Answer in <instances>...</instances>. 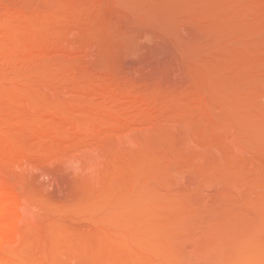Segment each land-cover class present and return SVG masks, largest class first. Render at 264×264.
I'll return each mask as SVG.
<instances>
[{"label":"rangeland","instance_id":"rangeland-1","mask_svg":"<svg viewBox=\"0 0 264 264\" xmlns=\"http://www.w3.org/2000/svg\"><path fill=\"white\" fill-rule=\"evenodd\" d=\"M0 4L8 7L0 12V173L37 185V193L45 186L42 199L58 209L91 193L116 201L120 192L139 193L140 201L112 208L109 199L107 211L68 220L54 235L41 230L47 246L64 250L54 264H131L121 237L101 224L137 216L140 231L178 228L193 218L208 223L192 233L184 229L188 238L182 230L169 231L163 238L177 241L181 251L141 249L149 259L226 264L254 250L264 258V0ZM39 12L43 19L35 20ZM146 30L163 31L167 41L162 35L158 42L159 32L156 45L145 41L148 49L140 45L144 50L133 57L139 46L134 33ZM29 117L44 122L33 123L34 129L19 122ZM29 212L35 232L54 222L49 211ZM72 233L77 240H69ZM33 239L23 243L21 260L50 264L31 257Z\"/></svg>","mask_w":264,"mask_h":264},{"label":"bare ground","instance_id":"bare-ground-1","mask_svg":"<svg viewBox=\"0 0 264 264\" xmlns=\"http://www.w3.org/2000/svg\"><path fill=\"white\" fill-rule=\"evenodd\" d=\"M107 2H109V1H107ZM115 4V3H114ZM3 5H1L0 4V12H2L3 10H1V9H5L6 11H7V8L8 7H2ZM55 7V6H54ZM54 9V8H53ZM4 10V11H5ZM3 11V12H4ZM2 12V13H3ZM37 13V12H36ZM35 13V14H36ZM1 14V13H0ZM42 14H44V13H41V15ZM47 14V13H46ZM133 14V13H132ZM139 14V13H138ZM45 15V14H44ZM144 15V14H143ZM136 16L138 17V15L136 14ZM40 17H42V19H43V16H40V12H39V15L38 16H36L35 15V20H37V19H39ZM135 17V16H134ZM148 17V16H147ZM34 17H33V15H32V19H33ZM47 18V17H46ZM145 18V17H144ZM149 18H152V17H149ZM148 18V19H149ZM31 19V20H32ZM140 19H142L141 21H143V20H145V23L144 24H147L148 23V21H150V19L148 20V19H143V18H140ZM139 19V20H140ZM40 20V19H39ZM133 20V19H132ZM33 21V20H32ZM140 21V22H141ZM34 22V21H33ZM144 22V21H143ZM147 22V23H146ZM151 22V21H150ZM150 25V24H149ZM132 26V25H131ZM136 26V25H135ZM134 26V27H135ZM155 26V25H154ZM149 27V26H148ZM158 27V26H157ZM161 27H159V29H160ZM165 28V27H164ZM164 28H161V29H163L164 30ZM155 29V28H154ZM157 29V28H156ZM151 30H149V32H150ZM132 32H135V30L134 31H132ZM152 33H149V34H147L148 32H147V30L144 32V34L142 35V31H141V36L139 35L140 33H134V35H136L135 37L136 38H139V39H136L135 38V40L136 41H138V42H135V43H139L138 45L139 46H137V44H135L134 43V45L132 46V51L130 52V55L132 54H134L133 55V57H136L137 58V53H136V51H138V52H140L141 53V51H143L144 49H143V47H141V46H144V45H146V42L145 41H147L148 42V44L150 43L151 44V42H153L152 43V45H150L149 44V47H152L153 46V44L154 45H156L157 44V40H159L160 39V37L163 35V31H161V30H159V32H163L162 34H159V35H157V37L159 38H157L156 37V34L157 33H159V32H156V31H154V32H156V33H154L153 31H151ZM167 33V32H166ZM165 33V34H166ZM173 32H171V34H172ZM126 34V33H125ZM130 34V33H129ZM151 34V35H150ZM155 36H153V35ZM160 36V37H159ZM167 36V35H166ZM172 36H173V34H172ZM134 37V36H133ZM152 37V38H151ZM153 37L154 38H156V39H154L153 40ZM163 38H165V35H163L162 36ZM161 37V38H162ZM24 38V37H23ZM168 38V37H167ZM176 38V37H175ZM174 38V39H175ZM152 39V40H151ZM166 39V38H165ZM165 39H160V41H158L159 43H161V41L162 40H165ZM21 40H22V38H21ZM30 40V39H29ZM27 38H26V41H29ZM156 40V41H155ZM23 41V40H22ZM21 41V42H22ZM33 41V40H32ZM32 41H30L31 43H32ZM150 41V42H149ZM165 41H167V39L165 40ZM164 41V42H165ZM172 41V40H171ZM25 42V41H24ZM145 42V43H144ZM155 42V43H154ZM30 43V44H31ZM34 43V42H33ZM36 43V45H37V43L38 42H35ZM142 43V44H141ZM158 43V44H159ZM163 43V42H162ZM141 45V46H140ZM173 45V44H172ZM39 46V45H38ZM38 46H34V47H38ZM137 46V47H136ZM148 45H146V47H145V50H146V48L148 49V47H147ZM33 47V46H32ZM133 47H136L137 49L136 50H134V48ZM140 47H141V49H140ZM172 47V46H171ZM139 48V49H138ZM173 48V47H172ZM143 49V50H142ZM135 52H134V51ZM140 50V51H139ZM134 52V53H133ZM132 55H131V58H132ZM138 57H139V55H138ZM132 59H134V58H132ZM135 60V59H134ZM54 78V77H53ZM53 78L51 77V79L53 80ZM58 78V77H57ZM56 78V79H57ZM52 80H49V81H52ZM58 80H61L60 78H58ZM57 80V81H58ZM56 82V81H55ZM49 83V82H48ZM51 83V82H50ZM59 83V82H58ZM54 84H56V83H53L52 85H54ZM48 85V84H47ZM51 85V86H52ZM126 89V88H125ZM102 90V89H101ZM104 90V89H103ZM90 91H92V90H90ZM100 91V90H99ZM106 91V90H105ZM1 92V91H0ZM98 92V91H97ZM16 93V92H15ZM14 93V94H15ZM94 93H96V92H94ZM100 93V92H99ZM109 93V92H108ZM1 94V93H0ZM18 94V93H17ZM20 94V93H19ZM22 94V93H21ZM102 94V93H101ZM107 95V94H106ZM208 103V102H207ZM16 110V109H15ZM13 111V110H12ZM14 112V111H13ZM17 113H18V111H16ZM15 112V113H16ZM38 113V112H37ZM39 113H40V111H39ZM43 113V112H42ZM21 114H23V113H21ZM34 114L37 116V114L35 113V111H34ZM30 115V114H29ZM18 116H19V114H18ZM23 115H21V117H22ZM28 115H27V113H26V116L25 117H27ZM40 116V115H39ZM39 116H37V117H39ZM20 117V116H19ZM41 118H43V115L41 116ZM1 119H3L4 120V117L3 118H1ZM19 119V118H18ZM28 119V118H27ZM27 119H25V118H21V120L19 121V122H22L23 123V125H24V123H26V124H28L29 126H30V128L32 127V129H34L36 126H35V124L38 122V124L40 123L39 121H41L40 120V118H35V117H33V119L31 120V118L29 117V119L30 120H27ZM43 120H45V115H44V119ZM42 122V121H41ZM44 122V121H43ZM42 122V123H43ZM21 123V124H22ZM29 123H31V124H29ZM33 123H35V124H33ZM38 124H36V125H38ZM28 125H26L27 127H28ZM35 126V127H34ZM34 127V128H33ZM31 129V130H32ZM29 130V129H28ZM30 134V133H29ZM29 134H27V135H29ZM26 135V136H27ZM29 137V136H28ZM26 138V137H25ZM22 140H23V138H22ZM26 140V139H25ZM19 141H21L20 139H19ZM24 141V140H23ZM22 141V142H23ZM12 143V142H11ZM20 143V142H19ZM16 145V144H15ZM20 145H22V144H20ZM12 146H13V144H12ZM17 146V145H16ZM9 147H10V145L8 146V149H9ZM18 147H20V146H18ZM11 148V147H10ZM14 149V148H13ZM94 155V154H93ZM86 157V159H89L87 156H85ZM93 157H95V155L93 156ZM85 159V158H84ZM93 159H95V158H93ZM90 160V159H89ZM4 169V168H3ZM7 170V169H6ZM9 171V170H8ZM7 171V172H8ZM11 175V174H10ZM8 173H5V172H1L0 173V264H24V262L21 260L22 259V256L26 253V250H23V248H25L26 246L24 245L23 246V243L28 239H30V240H35V239H33V237L34 238H36V243H37V246L36 247H34L32 250H31V257L32 258H35V259H40V260H43V261H47L48 263H50V264H54V263H56V261L59 259V258H61V257H63V255H64V250H62L61 248H59L58 246H47V244H45L44 243V240H45V237L46 236H48L47 234H49L50 232L52 233H59V232H61L62 230H64L65 229V227L67 226V225H69V224H67V225H65V223H67L66 221H68L69 220V222H70V220L72 221V219H73V221H72V223L76 220L75 218L77 217V218H79V220H81L82 218V216H80V215H88L89 213V215L91 216V214H93V213H97L98 211H99V214H100V212H102V211H104V210H106L107 209V206L110 204V202L113 200V204H112V206H110L111 208L112 207H115V205L117 206V205H119V202L121 201V204H124V203H128V202H132V201H140V199H137L136 200V198H137V195H139V193L137 192H135L136 193V195L132 192V190H124L125 192H123V194L120 192L119 194H121V196L118 198V200L116 201L115 200V198L114 199H112V198H107V197H105L106 199H108V200H105L104 199V197H101L100 195H99V193H98V195H99V197L98 196H93L94 195V193L92 194L91 193V196L90 197H88L89 195L87 194V193H85V194H87L88 196H86L85 195V197H83L82 199H78V200H74L72 203H70V201H69V204H68V206H67V208H62L61 207V209H63V210H61V209H58V207L56 206V205H54V202H52L51 200V204H50V201H48V199L47 200H45V199H42L43 197H44V195L45 194H43L44 193V187L42 188V190H39V189H41V187L39 188H37V190H39V193H41L40 195H39V193H37L36 192V186L37 185H27L26 184V182H25V184L24 183H22V182H19L20 180L18 179V182H16V181H13V176L11 177ZM15 176V175H14ZM207 178V177H206ZM206 178H204V179H206ZM14 180H15V178H14ZM207 180V179H206ZM203 182V181H202ZM28 183V182H27ZM201 183V182H200ZM41 184V183H40ZM56 184V183H55ZM54 184V185H55ZM206 184H207V182H206ZM205 184V185H206ZM46 185V184H45ZM211 185V184H210ZM209 185V186H210ZM32 186V187H31ZM50 186V185H49ZM207 186V185H206ZM34 187V188H33ZM58 187V186H57ZM114 187V186H113ZM133 187V186H132ZM109 188H111V187H109ZM131 188V187H130ZM135 188V187H134ZM133 188V189H134ZM114 189V188H113ZM128 189V188H127ZM97 190V189H96ZM98 190H99V188H98ZM136 190H137V188H136ZM140 190V189H139ZM148 190V189H147ZM149 191V190H148ZM94 192H97V191H94ZM104 192V191H103ZM147 193V192H146ZM47 194V193H46ZM49 194H50V191H49ZM90 194V193H89ZM105 194V193H104ZM118 194V195H119ZM141 194H143V193H141ZM43 195V196H42ZM106 195V194H105ZM144 195V194H143ZM142 195V196H143ZM42 196V197H41ZM111 196V195H110ZM114 196V195H113ZM47 197V196H46ZM46 197H44V198H46ZM74 197V196H73ZM72 197V198H73ZM139 198H141V200L142 201H144L143 199L144 198H142V197H140V196H138ZM52 197H50V199H51ZM74 198H76V197H74ZM73 198V199H74ZM81 198V197H80ZM116 198V199H117ZM147 198V197H146ZM71 199V198H70ZM69 199V200H70ZM109 199H112V200H110L109 201ZM134 199V200H133ZM150 199H152V197H150ZM149 199V200H150ZM52 200H53V198H52ZM149 200H145V201H149ZM48 201L49 202V204L51 205V206H53L52 207V209L51 208H49L50 207V205L48 204V202H47V205H46V202ZM114 201H116V204H114ZM119 201V202H118ZM151 201V200H150ZM58 202V201H57ZM148 203V202H147ZM66 204H67V202H66ZM71 204V205H70ZM49 206V207H48ZM55 206V207H54ZM66 206V205H65ZM108 206V207H109ZM33 207V209L34 208H36L37 210H40V212L42 211V212H47V211H49L50 212V215H52V214H54L55 215V218L54 219H51V220H54V222H52L51 220V222H49V220H48V222H47V224L48 223H50V225H49V227H47L46 226V223H44L45 224V226H44V224L43 225H41V224H39L36 228H35V230H39V231H37V232H35L34 231V229H33V227H34V225L36 224L37 225V223L34 221H27V219H28V217H30V215H32V217L33 216H35V214L33 215L31 212H29L30 211V209ZM110 208V209H111ZM107 211V210H106ZM49 212H47V213H49ZM29 213H31V214H29ZM88 213V214H87ZM141 213V212H140ZM145 213V212H144ZM124 214V213H123ZM38 214H36V216H37ZM48 215V214H47ZM53 215V216H54ZM149 215H150V213H149ZM202 215V214H201ZM201 215H199L200 217H201ZM40 215H38V217L37 218H40L39 217ZM41 216H43V215H41ZM121 216V215H120ZM119 216V217H120ZM140 216V215H139ZM142 216H144V215H142ZM197 217H198V214L196 215ZM44 217V219L42 218H40L42 221L43 220H45L46 221V219H49L48 218V216H43ZM46 217V218H45ZM123 217V216H122ZM149 217V216H148ZM203 217V216H202ZM81 218V219H80ZM93 218V217H92ZM115 218V217H114ZM85 219V218H84ZM83 219V220H84ZM90 219H91V217H90ZM121 219V221L120 220H117V219H115V221H117V222H112L111 224H110V219H108L109 221H108V223L106 222V224H105V222L103 223V224H101V225H107L108 224V227L106 228V230L104 229V228H101V230H103L104 229V231H108V232H114L113 233V235L114 234H117V235H119V237H121V241H120V247L122 248V249H124V250H128V252L130 251L131 252V254H132V258H130V263L131 264H138V263H143V261L145 262V261H147V263H151V264H170L171 263V261H166L165 262V260L163 261V260H158L157 258L158 257H156L155 258V260H153V259H149L151 256L150 255H148L149 256V258H148V256L147 255H145V257H143L144 255L143 254H140L141 252H140V250L141 249H143V251L142 252H147V250H149L152 254H154V252L153 251H155V252H157V251H160V252H162V251H165V252H163V253H166V251L167 252H169V253H172L171 251H173V250H175L176 248H177V246H176V243H177V241L176 242H174L175 240H172V239H170V238H168V234H171V233H168L169 231H178V229L179 230H182L184 233L186 232L184 229H186L187 231H190V230H192L193 229V231H190L191 233L192 232H195L194 231V229H195V227H197L198 225H202V226H206V224H208L207 223V221H205V219L204 220H202V219H200V218H193L191 221H187V223H185V221H184V223L183 224H185V225H183V224H181L180 226H181V228H179L180 226H178V228H177V226L175 227V226H172L171 225V227H173V228H169V227H164V226H161V227H157L158 225H156L155 227H156V229L155 230H153V231H151V230H148V231H142V229L143 228H141V231H140V227H141V225H143V223H142V218H140V217H123V218H120ZM36 220V219H35ZM78 219L75 221V222H78L79 221ZM89 220V219H88ZM93 220V219H92ZM95 220V219H94ZM105 220V219H104ZM107 220V219H106ZM112 220V219H111ZM38 221H39V219H38ZM86 221V220H85ZM113 221H114V219H113ZM206 222L204 225L202 224V222ZM209 221V220H208ZM39 222H41V221H39ZM91 222V221H90ZM94 222V221H93ZM98 222V221H97ZM101 222V221H100ZM33 223H34V225H33ZM53 223V224H52ZM142 223V224H141ZM145 223V222H144ZM93 224H96V221H95V223H92L91 225H93ZM99 224V223H98ZM164 224V223H163ZM53 225V226H52ZM160 225H161V223H160ZM179 225V224H178ZM31 226H32V228H31ZM40 226V227H39ZM43 226V227H42ZM76 226V225H75ZM85 226V225H84ZM42 227V228H41ZM45 227H47V228H45ZM62 227H64L63 229H62ZM70 227H71V225H70ZM74 227V226H73ZM73 227H72V229H73ZM80 227V226H79ZM91 227V226H90ZM94 227V226H93ZM147 227V226H146ZM162 227H164V228H162ZM200 227V226H199ZM219 227V226H218ZM43 228H45V230H43ZM51 228L53 229V230H51ZM76 228V227H75ZM83 228V227H82ZM97 228V227H96ZM148 228H150V227H148ZM33 229V230H32ZM68 229H69V227H68ZM84 229V228H83ZM93 229V228H92ZM95 229V228H94ZM202 229V228H201ZM218 229V228H217ZM219 229H220V227H219ZM218 229V230H219ZM226 229V228H225ZM42 230V232L43 233H45V231H46V234H44V239H43V241L41 240L42 239V232H40ZM48 230H49V232H48ZM51 230V231H50ZM70 230V229H69ZM79 230V229H78ZM87 230H90V229H87ZM87 230H85V232L87 231ZM144 230H145V228H144ZM196 230V229H195ZM199 230V229H198ZM103 231V232H104ZM181 231V232H182ZM35 232V233H34ZM39 232V233H38ZM90 232H94V230L93 231H90ZM102 232V231H101ZM167 232V233H166ZM190 232H189V234H190ZM38 233V234H37ZM52 233V234H53ZM55 233V234H56ZM95 233H96V230H95ZM105 233V232H104ZM112 233L111 234H109L110 236L112 235ZM176 233V232H175ZM174 233V234H175ZM179 233V232H178ZM177 233V234H178ZM187 234H188V232H186ZM185 233V235H187ZM36 235V237H35V235ZM41 236H40V235ZM64 235H65V233H63ZM77 234V233H76ZM87 234H88V231H87ZM165 234H167L164 238L166 239V238H168V239H170V240H172L173 242H174V244H173V242L172 241H170L169 240V242L167 241V239L164 241V238H163V236L165 235ZM54 235V234H53ZM60 235V234H59ZM90 235V234H89ZM106 235V234H105ZM117 235H115L116 237H117ZM31 236H33V237H31ZM75 235L72 233V235H70V238H69V240L71 239V240H73V239H75L76 237H74ZM95 236V235H94ZM102 236H104V235H102ZM175 236V235H174ZM183 236V235H182ZM30 237V238H29ZM109 237V236H108ZM170 237V236H169ZM172 237V236H171ZM181 237V236H180ZM24 238H26L25 240H23ZM37 238H39V239H37ZM106 238V237H105ZM182 238V237H181ZM187 238H188V235H187ZM178 239H180V238H178ZM27 240V241H28ZM70 240V241H71ZM75 240H77V239H75ZM177 240V239H176ZM184 240V239H183ZM21 241H22V243H21ZM69 241V242H70ZM57 242V241H56ZM81 242V241H80ZM185 242V241H184ZM74 243V245H75V242H73ZM82 243H84V242H82ZM108 243H110V242H108ZM178 243H181V244H183V242H178ZM21 246H19V245ZM70 244V243H69ZM76 244H77V242H76ZM188 244V243H187ZM58 245V244H57ZM73 245V246H74ZM86 245V244H85ZM23 246V247H22ZM77 246V245H76ZM81 246V245H80ZM181 246V245H180ZM86 247V246H85ZM85 247H84V249H85ZM185 247V246H184ZM73 248V247H72ZM186 248V247H185ZM81 249V248H80ZM83 249V248H82ZM81 249V250H82ZM192 249V248H191ZM86 250H90L89 248L88 249H86ZM145 250V251H144ZM181 251L180 249H176L173 253H176V251ZM138 251V252H137ZM177 251V252H178ZM194 251H196V252H194ZM133 252H137L136 254L135 253H133ZM149 252V253H150ZM188 252V251H187ZM148 253V252H147ZM148 253V254H149ZM185 253V252H184ZM194 253H198L197 254V256H199V255H201V253H199V251H197V249H193V255H196V254H194ZM259 253V254H258ZM260 253L261 252H259V251H256V250H254V251H252V253H245V254H238V255H236V258H232V260H231V262L232 263H229L230 262V260L229 261H227L226 262V264H264V261L262 262L261 260L263 259L264 260V258H262V256L260 255ZM138 254V255H137ZM137 256H138V258H137ZM153 256V255H152ZM142 257V258H141ZM153 257H155V256H153ZM152 257V258H153ZM181 257H183V256H181ZM187 257H188V254H187ZM191 257V256H190ZM235 257V256H234ZM143 258H144V260H143ZM185 258V257H184ZM183 258V259H184ZM197 258V257H196ZM17 259V261H15ZM148 259H149V261H148ZM168 260V259H167ZM189 260V259H188ZM187 261V260H186ZM186 261L184 262V261H181V262H176V263H174V264H187L186 263ZM190 261V260H189ZM220 261H222V260H220ZM73 263H71V264H76V262H74V261H72ZM169 262V263H168ZM219 261H217L216 262V264H220V262L218 263ZM78 264V263H77ZM172 264V263H171ZM190 264V263H189Z\"/></svg>","mask_w":264,"mask_h":264}]
</instances>
